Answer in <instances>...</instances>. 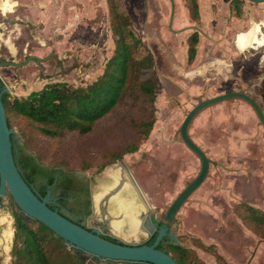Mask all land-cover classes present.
<instances>
[{
	"label": "rangeland",
	"instance_id": "obj_1",
	"mask_svg": "<svg viewBox=\"0 0 264 264\" xmlns=\"http://www.w3.org/2000/svg\"><path fill=\"white\" fill-rule=\"evenodd\" d=\"M199 2L201 17L196 20L186 0H175L171 22V0H122L154 60L157 119L139 148L120 160L127 162L145 200L162 219L201 169L200 157L180 133L188 112L201 100L233 90L250 94L264 111V45L241 50L236 43L239 32L264 20V1L243 0L241 16L232 9V0ZM7 14L2 18L0 13V60L40 57L22 66L0 67L11 96L60 80L71 86L87 85L103 73L115 50L107 0H51L40 7L19 3ZM194 30L199 31L200 41L190 63L188 38ZM126 119L124 110H119L88 134L70 132L63 137L44 135L22 119L14 118L13 128L47 161H65L100 181L102 170L117 168L119 160L99 170V154L130 134ZM189 134L212 162L203 183L172 221L177 239L194 248L207 264H264V237L236 210L240 202L264 210V124L248 100L233 97L200 110ZM88 162L94 164L84 169ZM2 214L12 220L13 236L8 252L0 247V264H14L15 218L7 208ZM201 242L216 248L206 249Z\"/></svg>",
	"mask_w": 264,
	"mask_h": 264
},
{
	"label": "trees",
	"instance_id": "obj_2",
	"mask_svg": "<svg viewBox=\"0 0 264 264\" xmlns=\"http://www.w3.org/2000/svg\"><path fill=\"white\" fill-rule=\"evenodd\" d=\"M107 2L115 50L107 60L103 73L94 81L81 86H71L63 80L48 82L26 95L11 96L10 92H3L10 127L15 125L14 118L22 119L26 126H33L49 137H63L70 132L88 134L100 120L124 110L130 134L118 145L100 152L96 162L99 170L122 159L126 153L136 151L150 134L157 119V81L153 57L134 27L131 16L124 9L122 0ZM186 2L190 16L199 20V0ZM231 5L236 15L243 14V0H232ZM199 41V31L194 30L188 38L190 63L196 58ZM22 143L37 156L38 163H44L50 168L63 166L65 170L75 171L65 161H47L39 151ZM93 162L84 164L83 168H89ZM12 202L16 207L13 210L14 264H73L72 249L68 244L54 231L25 219L18 205L14 200ZM236 210L253 231L264 237V210L242 202L236 205ZM201 246L209 250L216 248L213 243L201 242ZM160 247L169 252L179 264H207L199 258L194 248L172 242ZM218 258L222 259V256L218 255Z\"/></svg>",
	"mask_w": 264,
	"mask_h": 264
},
{
	"label": "water",
	"instance_id": "obj_3",
	"mask_svg": "<svg viewBox=\"0 0 264 264\" xmlns=\"http://www.w3.org/2000/svg\"><path fill=\"white\" fill-rule=\"evenodd\" d=\"M262 2L264 0H252ZM172 2L171 22L174 17L175 0ZM198 29L196 25H192ZM40 60L31 54L24 61L1 60V66H22L30 60ZM10 92L0 77V208L7 206L12 216L9 197L18 205L25 219L44 226L58 234L72 249L73 264H179L166 250L158 247L161 238L169 234L172 243L181 244L174 232L172 222L176 213L189 196L205 180L212 159L206 151L190 136L189 125L194 116L203 108L218 101L241 97L248 100L264 124V111L250 94L233 90L201 100L187 114L180 133L185 143L201 159V169L183 190L176 196L164 214L165 222L156 220L155 212L147 216L144 225L152 232V237L142 244L124 243L123 240L102 234L98 228L87 227V216L92 212L90 179L85 173L68 171L63 166L50 168L38 163L37 156L28 151L18 133L8 125L3 92ZM134 181L137 191L144 197L131 171L125 167ZM125 179L106 186L93 195L97 202L96 212L104 214V203L117 197L125 186ZM122 215L118 218L121 220Z\"/></svg>",
	"mask_w": 264,
	"mask_h": 264
},
{
	"label": "flooded vegetation",
	"instance_id": "obj_4",
	"mask_svg": "<svg viewBox=\"0 0 264 264\" xmlns=\"http://www.w3.org/2000/svg\"><path fill=\"white\" fill-rule=\"evenodd\" d=\"M125 167L130 170L125 160H119L117 168L115 167L111 168L110 170H102V172L100 173V177L102 178V180L100 181L97 178L94 179L86 175V178L90 179V192L92 201V212L87 216V227L98 228L100 229L102 234L110 235L111 237H117L123 240L124 243L128 242L130 244L139 245L146 242L152 237V232L144 225V223L147 219V216L155 210H153L152 206L145 200L143 196L139 194L134 181L132 180L131 176L127 173ZM104 178H107L108 181L106 182ZM122 178H124L126 181L125 186L117 197L108 199L104 203V217L101 212H96L98 205L97 202L94 200L93 195L99 191L104 190L106 186L116 183L117 179ZM5 201H7V197H5ZM10 203L12 205V200ZM6 208L7 206L0 208V216L3 215L2 212L5 211ZM121 215L123 218L119 220L120 223L118 224V218ZM2 218L7 219L9 223L12 224V220L9 217L3 215L0 220ZM155 218L156 220L166 223V221L164 220V216L162 219L159 215H157L156 212ZM168 224L172 225L173 227L172 222ZM139 234H142L143 238H140ZM135 238H140V241L135 242L128 240H135ZM171 239L172 238L169 236V234L164 235L161 238L158 247L161 248L160 245H165L167 244V242H172Z\"/></svg>",
	"mask_w": 264,
	"mask_h": 264
},
{
	"label": "crops",
	"instance_id": "obj_5",
	"mask_svg": "<svg viewBox=\"0 0 264 264\" xmlns=\"http://www.w3.org/2000/svg\"><path fill=\"white\" fill-rule=\"evenodd\" d=\"M50 1L51 0H0V13L2 18L5 15L8 17L7 13L13 11L19 3H28L32 7H40L42 3L45 4ZM263 21L264 20H261V22L256 23L253 21L249 30L237 34L236 43L241 50L248 47H259L260 45H264V33L262 31V27L264 26Z\"/></svg>",
	"mask_w": 264,
	"mask_h": 264
},
{
	"label": "bare ground",
	"instance_id": "obj_6",
	"mask_svg": "<svg viewBox=\"0 0 264 264\" xmlns=\"http://www.w3.org/2000/svg\"><path fill=\"white\" fill-rule=\"evenodd\" d=\"M2 216H0V218ZM117 223L119 224L120 222L118 221ZM0 224H1V226H0L1 227V231H0V247L2 249H4L5 252H8V250L10 249L11 237L13 236L12 235L13 234V226L5 218L1 219V223ZM6 257H9V256H6Z\"/></svg>",
	"mask_w": 264,
	"mask_h": 264
}]
</instances>
